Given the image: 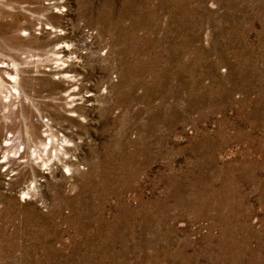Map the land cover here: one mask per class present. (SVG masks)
Wrapping results in <instances>:
<instances>
[{
	"label": "rangeland",
	"instance_id": "rangeland-1",
	"mask_svg": "<svg viewBox=\"0 0 264 264\" xmlns=\"http://www.w3.org/2000/svg\"><path fill=\"white\" fill-rule=\"evenodd\" d=\"M0 264H264V0H0Z\"/></svg>",
	"mask_w": 264,
	"mask_h": 264
}]
</instances>
